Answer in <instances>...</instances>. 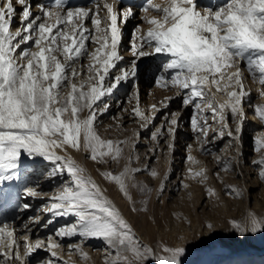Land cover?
Returning <instances> with one entry per match:
<instances>
[{"label": "snow or ice", "instance_id": "obj_1", "mask_svg": "<svg viewBox=\"0 0 264 264\" xmlns=\"http://www.w3.org/2000/svg\"><path fill=\"white\" fill-rule=\"evenodd\" d=\"M35 7L37 13L32 11V0H0V182L18 178L22 156L48 162L53 165L50 177L60 175L67 179L50 197L44 211L54 217L74 218V222L56 230L55 237L102 240L106 245L104 264H148L149 260L155 264H181L184 248L159 243L157 252L144 244L133 225L108 198L106 189L71 154L83 153L97 165L121 166L119 172L101 171L99 167L97 172L117 186L131 212L147 213L153 191L137 180L139 173L147 172L160 180L156 189L160 202L168 175L161 179L156 169L134 166L139 133L128 139L112 140L103 138L98 131V120L110 107L104 98L137 73L133 59L130 68H120L113 76V70L123 59L121 25L134 17L133 9L121 12L107 2L101 8L99 0L94 11L86 6L70 8L65 0L37 3ZM101 11L105 15L101 16ZM141 11L145 13L142 23L147 29L142 31L139 25L135 26L131 55L165 57L163 74L156 78L157 86L175 88L183 105L194 108L191 128L198 134L197 140L203 137V143L209 141L211 126L206 113L210 112L212 120L220 125L212 131H218L221 138L227 135L234 142L238 167L242 126L247 115L243 105L251 95L245 89V72L253 82H258L259 94L264 97V0H219L215 6H201L199 0H145ZM17 18L19 24L14 28ZM89 20L91 29L86 26ZM89 44L93 45L91 51ZM135 94L138 98V90ZM171 99L166 97L163 106L167 107ZM151 111V116L146 115L137 102L133 112L142 121L141 128L152 123L159 109L152 105ZM253 114L264 124V104L256 106ZM180 116V112H175L165 121L172 137L169 152L175 147ZM230 119L236 125L235 131ZM162 134V128H156L151 140L158 142ZM254 143L259 158L252 164L258 169L257 178L264 183V134ZM129 144L131 151L125 155L124 146ZM150 151L154 153L155 149ZM139 159L135 156L136 161ZM186 159L198 163L192 155ZM214 159L221 171H234L231 160L218 155ZM185 179L204 186L209 198L218 197L217 191L207 186L206 168H188ZM180 186L186 190L190 184L181 181ZM25 192L29 197L41 195L32 187ZM225 192L242 195L235 185L226 186ZM39 219L34 218L33 223ZM207 227L211 229L212 224ZM231 227L241 235L255 234L264 231V218L250 212L245 223L233 220ZM61 247L52 235L46 242L38 239L35 243L25 235L21 243L14 228L0 226V264H28L26 258L41 248L56 258L55 249ZM73 251L81 259L88 258L82 242L69 245V253ZM46 264L56 262L49 260Z\"/></svg>", "mask_w": 264, "mask_h": 264}, {"label": "rangeland", "instance_id": "obj_2", "mask_svg": "<svg viewBox=\"0 0 264 264\" xmlns=\"http://www.w3.org/2000/svg\"><path fill=\"white\" fill-rule=\"evenodd\" d=\"M137 16L139 14L136 13ZM136 20L137 18L132 22L128 20L124 26L121 25L123 35L120 54L123 59L118 63L117 69L113 70L114 73L120 68H130L131 61L136 59V76L128 82H122L112 95L104 98V101L110 107L99 118L98 131L103 138L112 140L128 139L134 135L135 131L138 132L139 138L133 153L134 166L141 168L147 166L149 169H156L160 173L161 179L168 175L164 193L159 197L160 202L158 203L156 189L160 180L151 178L147 172L137 174V180L148 184L153 191L148 198L147 213H133L129 210L126 200L118 192L117 186L104 180L97 172L98 167L101 171L119 172L121 166L115 163L97 165L85 157L82 159L83 161H77L97 176L103 188L106 189L108 196L120 207L126 219L133 225L136 236L144 244L153 246L157 252H159L157 245L164 243L173 247L184 248V253L180 257L181 264H212L213 260L219 255L229 256L221 259L216 264H264V231L241 235L231 227V221L233 220L245 223L250 212L264 218V183H261L257 178L258 169L252 164L253 160L259 158V154L254 150L255 139H252L253 136L249 135L252 132L251 126L250 128L247 127V121H244L242 126V156L237 167L238 170L235 166L236 149L234 142L229 137L218 139V131H212L211 133V138L218 140V142L211 153H207L209 161L206 158V163L205 160H200V162L194 164L186 159L183 149L186 146L185 142L190 136L197 138L198 135L193 133L191 128V117L194 114V108L183 105L182 98L177 95L175 88L170 90L166 88L160 102L152 103L157 106L159 111L155 113V119L147 128H141V120L134 116L133 109L137 107L138 102L142 111L146 115L149 114L148 109H146V107H149L148 101L143 100L144 102H142V99L145 96L148 97L150 90L157 88L156 78L163 74L162 64L165 57L153 54L147 57L134 58L131 55L133 34L131 36L130 31H134L135 26H137ZM145 50L149 51L147 48ZM257 83L254 85L256 86ZM137 90L138 98L135 94ZM166 97L172 99L168 102L167 107H164L162 102L165 101ZM175 112H180L181 116L175 134L176 151L173 150L172 157L169 158L165 150L168 147L167 141L172 140V137L168 134L169 125L165 121L169 120L171 114ZM206 115L208 116V124L212 125V130H218L220 126L214 124L211 113L208 112ZM229 122L233 131H235V123L231 119ZM117 125H120V127H117ZM157 127L162 128L163 133L158 142L151 140V133ZM202 143L203 140L199 141L196 144V149L200 148ZM124 148L125 155H127L131 151V145L124 146ZM151 149H155V152L150 151ZM217 155L226 160H231L234 171H221L220 166L213 158ZM135 156H139V161L135 160ZM201 167L207 169V186L214 188L218 193V197L209 198L204 191V186L185 179L188 168L199 170ZM52 168L53 166L47 165L45 169L40 171L36 181L49 182L51 183V189L58 190L62 181L66 180L67 177H50L48 173ZM253 170H255L254 174L248 172ZM217 172H219V177L216 176ZM249 176L251 177L249 178ZM181 181L189 183L190 187L185 190L180 186ZM250 183L253 185L252 187H250ZM231 185L238 186L242 190L240 197L225 192L226 186ZM251 193H254L255 197L251 196ZM149 217L153 219H149ZM153 220L155 223H153ZM209 223L212 224L211 229L207 227ZM82 239L84 242L88 241L83 247L88 246L94 240V238ZM244 249L251 250V252L239 256L238 253H242ZM232 252L236 254H232ZM102 253L95 256L93 264H104L105 253ZM77 259L82 261L83 264L88 261V258L86 260L81 259L79 254ZM148 264H155V262L149 260Z\"/></svg>", "mask_w": 264, "mask_h": 264}, {"label": "bare ground", "instance_id": "obj_3", "mask_svg": "<svg viewBox=\"0 0 264 264\" xmlns=\"http://www.w3.org/2000/svg\"><path fill=\"white\" fill-rule=\"evenodd\" d=\"M97 2H94L86 7H88L90 10H95ZM107 3H113L112 1H107V0H99V4L101 8L103 7V4ZM156 2H161V0H156ZM219 0H199V4L201 6H215ZM37 3H41V0H32V11L34 13H37V9L35 5ZM114 7L117 8L118 11H123L126 9V7H116L115 3H113ZM17 7H19L17 5ZM135 10L139 16L136 17L134 15L133 18H129L131 22L134 21V19L137 18L136 24L140 26L142 31H146L147 25L145 23H142V18L145 15L143 11H141V8H132ZM101 16L105 15L104 11H101ZM19 24V20L17 18L16 24L14 25V28L16 25ZM86 26L91 29L92 25L90 20L86 22ZM93 48V45L89 44V50L91 51ZM34 50V49H33ZM162 56V55H161ZM83 63H87V59L85 58L83 60ZM118 71L113 73V76L117 74ZM245 89L250 92V96L247 97L244 101V110L246 112V117L245 121L248 123L246 124L248 128L251 126V133L249 135L253 136L252 139H256L257 137H260L262 134H264V124L261 123V121L256 118L253 114L254 108L258 105L264 104V97H262L259 92H260V85L256 82H253L251 78H249L248 73L245 72ZM257 89V91H256ZM166 88H161L157 86V88H154L150 90V93H148V97L145 96L142 99V102L148 101V106L146 109H148L149 116L152 115L151 111V106L153 105L152 103L160 102V98H163V95L165 94ZM113 94V93H112ZM111 94V95H112ZM161 98V99H162ZM135 99V97H134ZM159 99V100H158ZM220 99V97L218 98ZM144 100V101H143ZM135 104V103H134ZM151 104V105H150ZM136 107V106H135ZM140 108V106H139ZM141 109V108H140ZM142 110V109H141ZM212 119V117H211ZM142 123V121H141ZM160 124V123H159ZM214 124H218L214 122ZM213 124V125H214ZM220 126V125H219ZM158 128V127H157ZM247 128V130H248ZM155 129V128H154ZM212 125H211V130L209 131V141L207 143H202V146L198 149H196V144L199 143V141L203 140V137L200 138V140H197V138L194 136H190L185 142V147L184 149V155L187 157L188 155H192L195 157V160L200 162L205 160V163L207 160L209 161V157H207V153H211V150L215 147L217 144L218 140H214L211 138V133H212ZM245 130V129H244ZM136 133V131L134 132ZM133 133V134H134ZM194 133V132H193ZM248 135V133H247ZM133 137V136H131ZM228 136L225 135L222 138H227ZM218 139L221 138L220 136L217 137ZM195 139V140H193ZM172 140H168L167 142L169 143ZM220 142V141H219ZM166 143V142H163ZM168 143L167 146H168ZM191 146V147H189ZM203 149V150H202ZM176 151V147L174 148ZM71 151V150H70ZM173 151V150H172ZM172 151L169 152V149L165 150V153L171 158L172 156ZM256 153V152H255ZM77 160H82L84 158L83 153H76L72 152L71 153ZM207 158V160H206ZM214 158V157H213ZM83 161V160H82ZM81 164V163H80ZM203 164V162H202ZM47 165L52 164L48 162H44L40 159H37L35 161L26 159L25 157H21L20 161V167L17 170V176L18 178L14 181H6V182H0V192L1 188H4L8 186L9 184H15L16 183V188L14 189L12 193L11 199L5 198L4 201V207L2 210H0V226H3L4 224H7L9 227L14 228L16 233H17V240L22 243L23 237L27 235L31 242L35 243L36 240H44L45 242L47 241V238L52 235L53 239H55L58 243L62 245L61 248L55 249L57 252V257L53 258L51 254L46 250V248H41L36 251H34L30 256H28L26 259L28 261V264H46L47 261L49 260H54L56 264H83L82 261L77 259L78 253L76 252H71L69 253V245H74L77 243L82 242V246L88 242V241H83V239L79 237H72V238H63L62 240L59 237H55L54 233L56 230L60 229L62 226H66L74 222V218L72 216H67V217H54L50 213H46L44 211L45 207L50 204V197L57 191L56 189H51L49 182H37L36 177L42 171L47 167ZM83 165V164H81ZM84 166V165H83ZM85 167V166H84ZM88 171V173L92 176L94 180L100 185L102 189L103 186L98 180L97 176L91 172L87 167H85ZM237 169V167H236ZM238 170V169H237ZM252 170V169H251ZM249 173L251 172L252 174L255 173V170L253 171H248ZM60 175H57L55 178H57ZM251 176H249L250 178ZM60 178V177H59ZM61 179V178H60ZM251 184V183H250ZM253 185L251 184L250 187ZM29 187L35 188L41 195L37 197H29L26 195L25 190ZM108 196V194L106 193ZM251 196H254V193H251ZM109 199H111L108 196ZM112 200V199H111ZM113 201V200H112ZM114 202V201H113ZM28 204L29 207L25 208L24 205ZM114 204L120 209V207L114 202ZM123 214V213H122ZM124 215V214H123ZM125 216V215H124ZM39 217V222L33 223V219ZM126 218V217H125ZM51 221V222H49ZM99 247V248H97ZM95 248V249H94ZM105 243L100 240V239H94L92 243H90L88 246L83 247V251L88 254V261L85 264H93L95 260V256L101 255V253H105L104 250ZM251 252V250L244 249V251L241 253H238L239 256H243L246 253ZM257 252V251H253ZM102 253V254H103ZM23 248L21 247V255H23ZM232 254H236L235 252H232ZM229 255H219L217 258H215L212 262V264L219 263V261L223 258H227Z\"/></svg>", "mask_w": 264, "mask_h": 264}]
</instances>
